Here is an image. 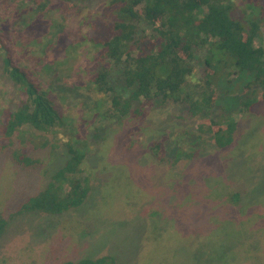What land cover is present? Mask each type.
<instances>
[{"label": "rangeland", "instance_id": "1", "mask_svg": "<svg viewBox=\"0 0 264 264\" xmlns=\"http://www.w3.org/2000/svg\"><path fill=\"white\" fill-rule=\"evenodd\" d=\"M234 1L238 12L247 5L246 0ZM103 2L90 0L81 13L64 17L57 9L48 11L50 3L36 8L22 0H0L1 15L17 33L16 60L50 91L68 120L71 137L87 150L94 170L98 168L91 197L81 207L60 215L27 212L11 219L0 237V264H62L103 255L112 256L114 264H196L201 260L203 264H218L206 261L205 257L213 254H206L205 247L197 249L201 250L199 260L188 254L187 247L212 243L223 252L224 244L228 251L246 244L262 250L264 233L259 229L264 230V205L259 199L264 193V102L251 112L235 113L239 130L236 143L229 149L190 135L191 123L180 120V112L155 107L142 122L148 128L135 141L149 149L153 141L167 135L163 154L168 166L149 151L141 153L136 146L131 154L136 152L137 158L125 155V171L119 169L115 183H107L104 192L103 182L111 177L100 166L101 137L105 132L100 125L105 122L91 108L97 100L89 91L93 47L85 36L92 34V20L102 21L98 13H103ZM55 26L71 33L66 43L80 40L77 46L69 47L72 52L59 49L51 33ZM24 97V91L3 71L0 58V107L15 108ZM111 124L114 128L110 135L122 145L129 138V128L115 121ZM97 126L99 131L95 130ZM153 129L157 132L151 133ZM183 144L187 151H199L177 161L176 152ZM64 153L68 154L65 146L56 147L54 152L35 151L34 155L46 162L42 167H24L14 163L8 152L0 151V209L5 215L10 216L24 199L46 185L50 175L64 163ZM206 177L211 179L210 184ZM220 177L228 190L216 181ZM126 185L132 193L124 199ZM231 191L242 193L239 202L230 200ZM104 195L109 202H104ZM152 200L156 201L154 206L146 207V202ZM242 231L245 236L240 240ZM249 257L238 253L233 257L237 259L234 264H257Z\"/></svg>", "mask_w": 264, "mask_h": 264}, {"label": "trees", "instance_id": "2", "mask_svg": "<svg viewBox=\"0 0 264 264\" xmlns=\"http://www.w3.org/2000/svg\"><path fill=\"white\" fill-rule=\"evenodd\" d=\"M22 2L36 8H45L50 3L48 11L57 9L64 17L68 13H81L90 5V0ZM245 4L238 12L234 0H104L103 13H98L102 21L92 20V34L85 35L93 47L89 91L97 100L91 108L105 122L100 125L105 130L99 151L100 166L111 177L103 182L104 192L107 183L116 181L114 175L119 169L125 171V155L133 158L136 152L131 154V150L136 146L141 153L149 151L163 165L169 164L163 154L169 140L167 135L153 141L149 149H144L141 141H135L148 128L142 122L155 107L180 112L177 117L191 123L190 135L210 140L220 149H229L236 143L239 123L235 113L251 112L264 102V2L246 0ZM1 6L3 71L24 91L25 97L15 108L0 107V151L8 152L14 163L24 167H42L46 161L34 155L41 149L54 152L56 147L65 146L68 154L64 153V163L50 175L46 185L24 199L10 216L0 209V237L9 221L19 214L60 215L87 203L98 169L89 164L88 152L81 142L71 137L68 120L50 91L26 65L16 60L17 33L11 31L7 17L1 15ZM51 33L59 49L72 52L70 48L80 43L77 39L66 43L71 33L60 26H55ZM237 90L240 94H236ZM112 121L129 128V138L122 145L115 135H110L114 128ZM178 140L181 142L179 137ZM192 140L195 143L196 139ZM184 146L176 152L177 161L185 155L193 157L199 151L193 153ZM211 179L205 180L210 184ZM216 181H220L224 191L228 190L225 179L220 177ZM129 188L126 185L124 199L132 193ZM229 197L237 203L242 193L231 191ZM103 199L110 201L106 195ZM155 200L147 201L146 207L154 206ZM259 201L263 207L264 193ZM259 231L264 233L261 228ZM244 236L242 231L238 239ZM204 247L206 254H213L205 257L209 262L234 264L235 255L243 252L257 264L264 263V247L256 250L246 244L230 251L224 244V251L220 252L214 244L204 243L202 247H187L188 254L199 260L201 250L197 249ZM62 264H114V258L85 257ZM196 264H203V260Z\"/></svg>", "mask_w": 264, "mask_h": 264}]
</instances>
